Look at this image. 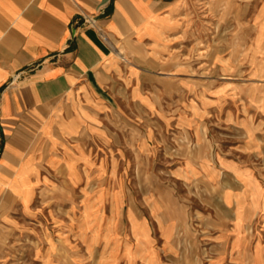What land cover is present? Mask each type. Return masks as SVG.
<instances>
[{
    "label": "rangeland",
    "instance_id": "374dc122",
    "mask_svg": "<svg viewBox=\"0 0 264 264\" xmlns=\"http://www.w3.org/2000/svg\"><path fill=\"white\" fill-rule=\"evenodd\" d=\"M167 17L158 56L145 41L160 114L114 117L123 153L80 189L55 185L11 264H145V218L156 247L158 212L183 221L182 264L226 250L220 234L243 219L246 264L255 252L264 264V0H177Z\"/></svg>",
    "mask_w": 264,
    "mask_h": 264
},
{
    "label": "crops",
    "instance_id": "0c3cea01",
    "mask_svg": "<svg viewBox=\"0 0 264 264\" xmlns=\"http://www.w3.org/2000/svg\"><path fill=\"white\" fill-rule=\"evenodd\" d=\"M176 1L0 0V264L16 258L10 245L36 228L55 185L80 189L123 153L114 117L160 114L145 91V41L158 56ZM157 217L156 247L145 218V264H182L183 221ZM230 227L237 232L220 234L226 250L205 264H246L245 220Z\"/></svg>",
    "mask_w": 264,
    "mask_h": 264
},
{
    "label": "built area",
    "instance_id": "2783aa9c",
    "mask_svg": "<svg viewBox=\"0 0 264 264\" xmlns=\"http://www.w3.org/2000/svg\"><path fill=\"white\" fill-rule=\"evenodd\" d=\"M91 23H94V21H90Z\"/></svg>",
    "mask_w": 264,
    "mask_h": 264
},
{
    "label": "bare ground",
    "instance_id": "6f19581e",
    "mask_svg": "<svg viewBox=\"0 0 264 264\" xmlns=\"http://www.w3.org/2000/svg\"><path fill=\"white\" fill-rule=\"evenodd\" d=\"M159 214V213H158Z\"/></svg>",
    "mask_w": 264,
    "mask_h": 264
}]
</instances>
